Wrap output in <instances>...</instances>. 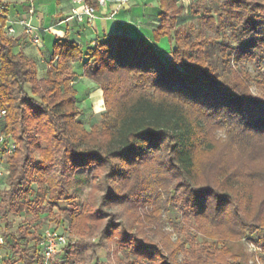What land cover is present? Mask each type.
Returning <instances> with one entry per match:
<instances>
[{"label":"trees","instance_id":"1","mask_svg":"<svg viewBox=\"0 0 264 264\" xmlns=\"http://www.w3.org/2000/svg\"><path fill=\"white\" fill-rule=\"evenodd\" d=\"M184 1L158 0L149 40L113 34L86 47L56 40L41 76L35 61L14 52L0 19V130L17 145L0 193L2 264L15 256L35 264L41 232L17 236L8 216L50 212L73 183L76 191L90 187L67 213L79 240L69 239L54 264H88L86 252L116 236L129 264H250L242 240L264 245V93L250 92L251 76L240 68L264 64V0ZM163 37L172 42L165 57L154 45ZM79 77L102 92L104 111L89 130L76 99ZM161 191L180 220L194 221L200 243L145 234V222L150 230L162 225L169 203ZM94 234L96 244L85 240ZM7 243L12 255L3 257Z\"/></svg>","mask_w":264,"mask_h":264},{"label":"rangeland","instance_id":"2","mask_svg":"<svg viewBox=\"0 0 264 264\" xmlns=\"http://www.w3.org/2000/svg\"><path fill=\"white\" fill-rule=\"evenodd\" d=\"M192 0H185V4H188ZM185 15H188L185 13ZM191 22V21H189ZM195 27H198V23L193 22ZM155 47L162 55H167L172 47V42L167 38L163 37L159 40L155 41ZM165 57V56H164ZM76 67V65H75ZM243 72L251 76L252 85L250 86V92L254 95H262L264 93V89L260 88L258 84L255 82H264V64H261L260 67L256 65L255 62H243L240 66ZM39 76L43 75L45 67L39 65ZM78 71V68H75ZM92 82V81H91ZM262 85V84H261ZM264 85V84H263ZM76 91V99L78 102V106L81 109L80 119L85 124V128L89 130L92 124L97 123L101 119V114L104 111V104L102 99L101 90H95L96 85H87L85 81H78L75 86ZM28 90V88H27ZM212 135L215 136L216 139H224L225 138V130L222 129H214ZM145 169H149L145 167ZM90 174H87L89 177ZM8 179H4L0 181V193L5 192L7 190ZM258 190V188H257ZM256 190V191H257ZM90 187L89 185H82L76 191L75 184H71L68 187L69 199L59 201L49 212L45 210L39 213L36 217L32 214L27 215H14L10 214L8 216V220L12 224V233L21 236L24 230L34 231L35 233L40 232L43 228H70L71 235L70 239L73 242H78L79 236L70 225V220L68 219L67 213L70 207L72 206H80L81 203L89 197ZM162 194V191H161ZM162 198H166L164 194H162ZM169 205L166 204L161 213L162 217V225L157 227L156 229H149L151 227L149 223L145 222V234L148 237L153 238V240L160 242H165V240H169L170 242H176L178 238L184 237L187 238H196V242L200 243V233L196 230V224L192 219L181 218L180 213L173 203H170L169 198H166ZM46 203H44L45 205ZM119 209H113V212H118ZM150 208H145L141 213L149 212ZM1 216V214H0ZM178 221H181V228L178 229V225L176 224ZM117 222V221H115ZM176 226V228L174 227ZM5 233V222L0 220V236H3ZM98 235L94 234L92 236H86V241L90 244H96L98 242ZM118 236H116L109 246L104 248H97L95 252L92 254L90 252H86V258L88 259V264H95L96 261L98 264H129L131 256L129 254L124 253L118 246ZM247 252L249 253V263L250 264H264V245L256 244L251 240L250 237H246L242 240ZM32 242H30V245ZM3 257H9L12 255V252L9 248V243L5 244L3 247V251L1 254ZM56 261V260H55ZM13 264H21L17 257H13ZM146 264H150L147 262Z\"/></svg>","mask_w":264,"mask_h":264},{"label":"crops","instance_id":"3","mask_svg":"<svg viewBox=\"0 0 264 264\" xmlns=\"http://www.w3.org/2000/svg\"><path fill=\"white\" fill-rule=\"evenodd\" d=\"M2 3L11 19H23L39 29L40 43L37 46L30 42L19 26L13 36L16 41L14 52L22 51L36 62L37 67H45L52 44L58 39L73 40L80 47L93 45L113 34L149 40L158 25V0H128L127 4L119 7L110 2L97 6L92 20L81 21L71 14V0H2ZM78 81L94 85L85 77H79L75 84ZM95 90L100 89L96 87Z\"/></svg>","mask_w":264,"mask_h":264},{"label":"built area","instance_id":"4","mask_svg":"<svg viewBox=\"0 0 264 264\" xmlns=\"http://www.w3.org/2000/svg\"><path fill=\"white\" fill-rule=\"evenodd\" d=\"M97 6H105L108 3H114L118 7L128 3V0H93ZM73 7L71 14L79 21L83 19L92 20L96 16V9L93 5L84 0H71ZM0 19L4 21L3 32L7 37H13L16 33L17 26L21 27L24 34L29 37L32 44L40 43L39 29L32 27L25 20L11 19L5 7L0 4ZM6 115V109L0 108V123L3 122ZM16 141L13 137L0 130V181L9 176L8 158L16 151ZM71 235L70 228H43L40 232L36 246V262L35 264H54L55 260L61 254L67 245ZM3 244V238L0 236V246ZM0 264L2 260L0 258Z\"/></svg>","mask_w":264,"mask_h":264}]
</instances>
